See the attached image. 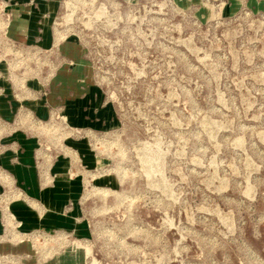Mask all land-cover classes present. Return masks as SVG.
Here are the masks:
<instances>
[{
  "label": "rangeland",
  "instance_id": "374dc122",
  "mask_svg": "<svg viewBox=\"0 0 264 264\" xmlns=\"http://www.w3.org/2000/svg\"><path fill=\"white\" fill-rule=\"evenodd\" d=\"M0 264H264V0H0Z\"/></svg>",
  "mask_w": 264,
  "mask_h": 264
}]
</instances>
